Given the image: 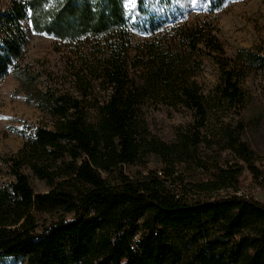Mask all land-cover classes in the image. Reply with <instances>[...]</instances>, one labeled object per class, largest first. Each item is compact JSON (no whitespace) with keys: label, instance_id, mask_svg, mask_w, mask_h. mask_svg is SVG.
I'll return each mask as SVG.
<instances>
[{"label":"trees","instance_id":"obj_1","mask_svg":"<svg viewBox=\"0 0 264 264\" xmlns=\"http://www.w3.org/2000/svg\"><path fill=\"white\" fill-rule=\"evenodd\" d=\"M181 22L174 0H13L0 9V83L12 73L53 120L23 134L14 156L0 155L14 178L0 182V264H264V202L241 192L243 166L221 164L229 153L264 181L242 119L245 80L264 78V39L228 57L212 26ZM31 32L74 51V94L40 89L20 66ZM140 33L151 39L136 44ZM205 57L220 74L213 90L197 80ZM149 104L186 109L193 121L166 143L148 132ZM149 154L165 170L126 173ZM178 164L213 174L182 184ZM27 172L49 191L36 193Z\"/></svg>","mask_w":264,"mask_h":264},{"label":"rangeland","instance_id":"obj_2","mask_svg":"<svg viewBox=\"0 0 264 264\" xmlns=\"http://www.w3.org/2000/svg\"><path fill=\"white\" fill-rule=\"evenodd\" d=\"M13 0H0V9H5ZM129 4V0H126ZM182 15L181 24L206 23L212 26L214 34L223 44L228 57H233L240 48H252L261 45L264 39V0H226L223 7L214 11L209 7V0H174ZM29 45L20 66L35 78L40 89H51L58 93H72V66L77 59L74 51L66 44L52 36L30 33ZM150 36L136 34V44L149 41ZM202 71L197 80L205 90H213L219 83V71L215 61L205 57ZM244 89L249 96V105L243 112V120L248 125L243 139L255 150L257 166L264 172V78L260 74H251L244 82ZM103 96V94H101ZM150 136L171 143L175 140L176 129L190 124L193 119L186 109L176 111L162 106L149 104L145 110ZM53 120L49 114L41 111L33 102H28L21 88L20 81L10 73L0 83V155L14 156L25 141V134L32 133L36 127L52 128ZM24 134V135H23ZM212 152L209 151V155ZM221 164L243 166L240 189L244 194L264 202V181L254 180L244 163L239 162L229 153H224ZM160 158L149 154L136 166H127L126 173L135 178L139 174L165 170ZM182 184L205 182L211 178L212 172L197 169L195 165H176ZM32 186L36 193H47L49 188L44 182L32 177ZM11 177L0 163V182L8 183ZM180 183V182H178ZM232 190L214 194L223 197ZM191 200H205L193 194Z\"/></svg>","mask_w":264,"mask_h":264},{"label":"snow or ice","instance_id":"obj_3","mask_svg":"<svg viewBox=\"0 0 264 264\" xmlns=\"http://www.w3.org/2000/svg\"><path fill=\"white\" fill-rule=\"evenodd\" d=\"M136 0H129V6L134 7Z\"/></svg>","mask_w":264,"mask_h":264},{"label":"built area","instance_id":"obj_4","mask_svg":"<svg viewBox=\"0 0 264 264\" xmlns=\"http://www.w3.org/2000/svg\"><path fill=\"white\" fill-rule=\"evenodd\" d=\"M161 176V175H160ZM242 193L240 192V195H241Z\"/></svg>","mask_w":264,"mask_h":264}]
</instances>
